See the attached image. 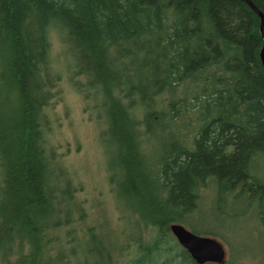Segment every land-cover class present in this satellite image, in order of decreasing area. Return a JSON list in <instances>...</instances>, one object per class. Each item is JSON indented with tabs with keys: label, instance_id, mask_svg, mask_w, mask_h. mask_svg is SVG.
I'll list each match as a JSON object with an SVG mask.
<instances>
[{
	"label": "trees",
	"instance_id": "16d2710c",
	"mask_svg": "<svg viewBox=\"0 0 264 264\" xmlns=\"http://www.w3.org/2000/svg\"><path fill=\"white\" fill-rule=\"evenodd\" d=\"M54 25L106 97L110 181L137 236L94 216L48 142ZM263 45L243 0H0V264H196L170 225L210 183L215 214L244 204L264 229Z\"/></svg>",
	"mask_w": 264,
	"mask_h": 264
},
{
	"label": "rangeland",
	"instance_id": "374dc122",
	"mask_svg": "<svg viewBox=\"0 0 264 264\" xmlns=\"http://www.w3.org/2000/svg\"><path fill=\"white\" fill-rule=\"evenodd\" d=\"M47 36L60 90L53 105L45 109L50 122L47 129L50 147L56 149L61 162L77 185L82 187L79 197L94 206L93 209L89 205L94 216H100L104 210L114 218L113 227L124 232V239L137 236L134 220L129 218L126 208L119 205L110 181L108 164L114 146L107 134L104 92L91 83L90 76L81 72L78 58L69 48L58 25L49 27ZM151 138L150 148H160L159 138ZM199 192L206 197L202 202L205 206L183 225L189 230L193 228L203 232L206 229L218 233L217 237L227 250L224 264H264V229L254 211L240 204L234 208L228 205L229 210H233L229 215L215 214L214 207L210 206L213 200L211 183ZM104 229L109 230V227L104 225Z\"/></svg>",
	"mask_w": 264,
	"mask_h": 264
},
{
	"label": "water",
	"instance_id": "95a60500",
	"mask_svg": "<svg viewBox=\"0 0 264 264\" xmlns=\"http://www.w3.org/2000/svg\"><path fill=\"white\" fill-rule=\"evenodd\" d=\"M245 1L260 17L261 33L264 39V13L251 1ZM261 60L264 66V45L261 49ZM170 230L177 241L185 248L196 264H223L227 259V250L223 243L213 236L197 234L183 224L173 223Z\"/></svg>",
	"mask_w": 264,
	"mask_h": 264
}]
</instances>
